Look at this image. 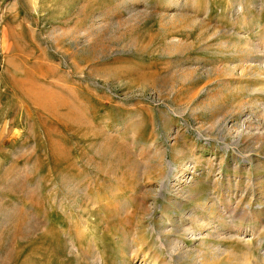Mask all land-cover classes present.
<instances>
[{"label": "rangeland", "instance_id": "374dc122", "mask_svg": "<svg viewBox=\"0 0 264 264\" xmlns=\"http://www.w3.org/2000/svg\"><path fill=\"white\" fill-rule=\"evenodd\" d=\"M0 264H264V0H0Z\"/></svg>", "mask_w": 264, "mask_h": 264}, {"label": "crops", "instance_id": "0c3cea01", "mask_svg": "<svg viewBox=\"0 0 264 264\" xmlns=\"http://www.w3.org/2000/svg\"><path fill=\"white\" fill-rule=\"evenodd\" d=\"M14 35L18 37L17 31H10L7 25L0 26V67L7 64L9 53L17 50V55L24 56L23 46L19 45L18 40L14 39Z\"/></svg>", "mask_w": 264, "mask_h": 264}]
</instances>
